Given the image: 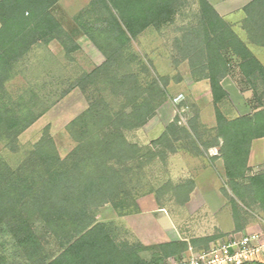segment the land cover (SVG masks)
Wrapping results in <instances>:
<instances>
[{"label": "trees", "instance_id": "16d2710c", "mask_svg": "<svg viewBox=\"0 0 264 264\" xmlns=\"http://www.w3.org/2000/svg\"><path fill=\"white\" fill-rule=\"evenodd\" d=\"M58 1L0 0V140L11 152L46 110L33 90L13 95L7 89L15 63L40 42L55 39L66 54L79 48L53 13ZM192 4L196 10L186 13ZM243 12L245 39L207 0H89L74 21L103 61L71 84L87 102L66 126L75 145L61 156L46 125L16 166L0 157V264H164L189 247L207 249L225 234L146 245L121 237L112 220L98 219L105 205L118 216L139 212L137 201L147 194L158 205L167 191L176 203L187 202L192 178L154 187L146 174L150 162L185 147L201 156L216 148L208 157L221 160L234 231L254 209L264 219V169L251 173L248 164L252 141L264 137V66L249 47H264V0H251ZM149 27L171 28L175 65L186 61L191 79L207 83L212 128L200 131L195 117L181 125L175 115L151 145L128 140L126 133L153 117L167 95V77L135 63L130 52ZM235 71L240 91L250 93L249 112L229 118L220 107L228 99L221 81Z\"/></svg>", "mask_w": 264, "mask_h": 264}, {"label": "rangeland", "instance_id": "374dc122", "mask_svg": "<svg viewBox=\"0 0 264 264\" xmlns=\"http://www.w3.org/2000/svg\"><path fill=\"white\" fill-rule=\"evenodd\" d=\"M87 2V0H61L53 8L54 15L71 35L73 41L78 44V49L66 54L55 39L45 43L40 42L34 45L13 67L12 77L6 83L9 92L16 95L31 89L42 100V106L46 107V110L19 135L17 152L8 150L4 142L0 140V157L12 167L19 163L24 152L38 140L46 125L49 126V133L61 156H65L75 145L66 126L85 109L87 102L79 87H71V84L82 72L92 70L103 61L101 52L79 32L74 21V16L87 5ZM192 10H196L195 4H192L186 13ZM188 21L189 19L185 18L184 23ZM172 38L171 28L158 32L149 27L130 44V52L137 57L135 63L141 61L150 73L167 77L168 81L167 95L154 116L141 128L126 133L128 140L139 145H151L152 140L163 132L162 129L175 115L178 116L181 125H185L189 119L195 117V123L200 131L215 125L214 108L208 85L206 82H194L191 79L186 61L175 65L174 60L178 58V54L173 48ZM251 49L253 54L264 63V48ZM141 76L146 78L147 74L142 73ZM238 82L239 75L236 71L223 81L229 92L227 91L228 99L223 101L220 107L229 118L249 112L246 100L250 93L241 92ZM256 144L252 158L248 160L251 173L264 169V149ZM210 154L217 155L215 148H210L207 156L194 155L187 150V147L180 148L175 153H166L162 161L155 159L146 166L147 178L154 187L164 182L177 183L187 178L194 180V187L196 184L201 187L216 184L229 205L221 191L224 186L221 160H210L208 157L211 156ZM178 155L182 159H178ZM210 192H204V194L210 195ZM208 198L211 203L215 202L212 195ZM199 199L200 197L194 195L191 203L188 200L184 204H178L171 191H167L161 198V205L145 203L143 212L125 216H118L109 205H105L100 209L98 219L112 220L121 237L132 242L140 241L143 244L152 245L170 239L162 232V227L156 220L158 214H164L176 219L182 238L190 239L215 232L210 215L208 216L209 207L203 210L204 208L196 206ZM249 213H260V211L254 209ZM226 216L225 220H227ZM144 255L148 257L149 253L146 252Z\"/></svg>", "mask_w": 264, "mask_h": 264}, {"label": "crops", "instance_id": "0c3cea01", "mask_svg": "<svg viewBox=\"0 0 264 264\" xmlns=\"http://www.w3.org/2000/svg\"><path fill=\"white\" fill-rule=\"evenodd\" d=\"M60 1L61 0L58 1L57 5L60 3ZM87 1L89 2V0ZM207 1L215 8V10L220 15V17L232 26L233 30L238 34V36L242 39H245L246 36H245L244 31L241 29L240 24L245 16L243 12V7L251 0H207ZM249 47L251 51H252L251 48H264V47L256 46L253 44H249ZM257 59L264 66V63L259 58ZM226 77H224L221 81V84L225 89L226 87L224 86L223 81L225 80ZM226 91L228 90L226 89ZM255 144L260 146V148L264 149V137L254 139L252 141L250 154H249V160L252 158V155L254 153ZM210 155L214 156V154H210ZM178 159H182V158L178 155ZM208 191H211L210 195L213 196V198L215 199V202L211 203L210 199L208 198V196L210 195L204 194V192H208ZM194 195H197L198 197H200L199 199L200 201L196 205L197 208L198 207L202 209L204 208L203 210H205V207H209L208 216L210 215L209 218H211V221L213 222L212 228L215 231L212 234L222 233V234H225L226 236L229 234L240 235L243 233H258L260 236L261 242L264 244V219H263L261 212L251 213L250 215L246 216L247 217L246 220H242L241 222L242 228L239 231H234V221L232 219L230 206L226 203V200H224L223 196L221 195L219 191V187L216 184L211 185V186L208 185L204 187H201L198 184H196L193 191L190 193V197H189L190 203L193 201ZM137 203H138L140 212L144 211L143 204L145 203H152L156 205V202L153 196H150V195L140 197ZM216 203H218V205H215ZM225 216L227 220H225ZM230 217H231V220H230ZM156 220L161 225L162 232H164V234H166L170 238L169 240L187 239L185 237L182 238L180 236L179 226L177 225L176 219H174L173 217H170L164 214H158ZM206 235H211V233H208ZM206 235L201 234L200 236H206ZM222 237H218L217 239H220ZM253 264H264V247H263L261 254L258 256L256 261L253 262Z\"/></svg>", "mask_w": 264, "mask_h": 264}, {"label": "built area", "instance_id": "2783aa9c", "mask_svg": "<svg viewBox=\"0 0 264 264\" xmlns=\"http://www.w3.org/2000/svg\"><path fill=\"white\" fill-rule=\"evenodd\" d=\"M263 247L258 233L229 234L211 242L207 249L189 247L164 264H253Z\"/></svg>", "mask_w": 264, "mask_h": 264}]
</instances>
